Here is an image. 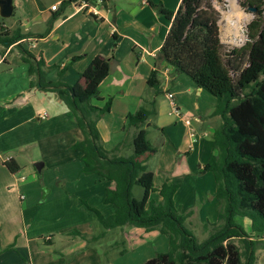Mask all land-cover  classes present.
I'll list each match as a JSON object with an SVG mask.
<instances>
[{
  "label": "crops",
  "instance_id": "crops-1",
  "mask_svg": "<svg viewBox=\"0 0 264 264\" xmlns=\"http://www.w3.org/2000/svg\"><path fill=\"white\" fill-rule=\"evenodd\" d=\"M85 1L96 15L69 3L52 11L50 7L56 0H12L9 22L0 21V28L10 37L23 36L7 48L0 47V264H142L169 248L168 238L156 230L123 226L104 231L94 227L96 216L84 203L103 216L112 215L115 207L106 204L104 198L114 184L97 175L81 173L79 154L70 150L81 139L75 119L55 93L30 86L35 78L27 74L28 64L21 60L18 44L43 60L46 67L56 66L47 71V81H56L57 71L66 67L61 81L68 85L78 81L95 57L113 59L110 74L98 87L100 100L92 102L102 108L110 100L109 111L97 122L102 145L108 151L123 141L126 132H133L126 116L151 101L153 91L147 79L158 68L156 80L162 96L156 98V118L144 128L147 139L152 129L159 140L146 161L154 188L149 200L159 203L158 189L166 182L176 183L179 188L173 199L181 214L189 213L187 227L193 231L198 220V227L208 233L205 224L217 221L219 203L213 174L199 173L213 153L212 137L220 124V118L213 115L216 99L184 75L171 81L170 69L164 63L156 65L171 23L153 5L161 4L176 12L181 0ZM167 92L173 94L172 101L167 99ZM47 110L54 112V117ZM43 113L45 119L63 123V130L54 136L61 141L57 144L60 149L72 154L68 153L67 166L60 169L66 175L58 174L56 188L52 182L41 198V188L48 189L46 182L34 179L33 168L21 167L20 160L26 153L30 163L41 159L40 149H45L43 142L50 136L33 138L30 128L24 126L34 119L45 120L39 117ZM67 128L71 140H65ZM128 149L121 148L117 154ZM10 160L19 167L15 174L5 166ZM35 207L38 210L32 212ZM74 230L87 238L101 233L102 237L87 242L69 232ZM89 243L103 246L105 256L116 253L120 259L99 263L97 248H90ZM119 246L127 249L120 251ZM80 255L85 258L75 261Z\"/></svg>",
  "mask_w": 264,
  "mask_h": 264
},
{
  "label": "trees",
  "instance_id": "trees-1",
  "mask_svg": "<svg viewBox=\"0 0 264 264\" xmlns=\"http://www.w3.org/2000/svg\"><path fill=\"white\" fill-rule=\"evenodd\" d=\"M213 1L181 0L176 12L153 5L171 23L156 65L164 63L170 69L171 81L184 75L213 96V115L220 118L212 137L213 153L199 171L213 174L219 203L217 221L205 224L208 236L201 242L185 224L189 213L181 214L175 206L178 184L164 183L158 189L161 201L149 200L154 188L146 161L155 149L143 127L157 116L156 98L161 94L156 80L158 68L147 79L153 91L151 101L126 116L133 132H126L123 141L108 151L102 145L97 122L109 111L110 100L102 108L92 102L100 100L98 87L110 74L113 59L95 57L78 81L68 85L61 81L66 67L57 71L56 81H47V71L56 66L46 67L43 60L16 45L21 60L28 64L27 74L35 78L30 86L55 93L73 114L81 139L70 149L79 154L81 173L114 184L104 198L106 204L115 207L112 215L103 216L84 203L102 230L132 226L147 232L156 230L168 238V251L155 253L142 264H255L256 241L252 235L264 239V0L239 1L244 9L254 8L255 17L246 26L245 45L228 53L220 39V14ZM22 38L14 34L10 37L0 28V47L7 48ZM132 146L130 155L117 154L119 149ZM5 166L13 174L19 171L13 160ZM237 218L249 221L248 230L236 222ZM69 232L87 242L102 237V233L87 238L75 230ZM235 240L242 243V248Z\"/></svg>",
  "mask_w": 264,
  "mask_h": 264
},
{
  "label": "rangeland",
  "instance_id": "rangeland-1",
  "mask_svg": "<svg viewBox=\"0 0 264 264\" xmlns=\"http://www.w3.org/2000/svg\"><path fill=\"white\" fill-rule=\"evenodd\" d=\"M239 1L240 0H235L239 10L238 9L232 10L230 8L229 0H220V2H218L217 0L213 1V6L215 7V9L220 14V20H219L220 39L224 45L225 53H228L229 51H231L233 49H239L245 45V43L247 41L246 26L255 17L254 12L249 11V7H247L248 9L242 8L240 6ZM240 15L242 16V19H241ZM1 20L5 21V22H9V19H1L0 18V21ZM159 96H162V95H159ZM37 104L39 106L42 105L40 102H38ZM64 107H66V109L69 111V113L73 117V114L67 108V106H64ZM48 112L49 111L47 110V113ZM49 115L54 117V112L52 114H50V112H49ZM59 119H61V117ZM62 124L59 121L54 123L53 121H50L49 118H47L45 120H40V121H37L36 119H34L31 124H26L24 126V129L30 128V132H31V135L33 138L40 139V138H45V137L50 136L47 140H44V142H43V143H45V145H44L45 149H40L39 154L41 156H39V155L38 156L41 159H37L35 161V163L34 162L30 163L32 160L28 156V154L26 153V157H24V159L20 160L21 167L22 166H24V167L30 166L33 168L32 169L33 170L32 177L34 179H37L39 181V183H41V180L46 182L48 189L47 188H41V198L46 196L49 188L51 189V183L52 182L56 188L57 185L55 183L57 181L58 174L60 175V177L66 175V174H64V170L62 171L60 169L67 166L66 161L69 159L68 153H71L72 150L71 149H70L71 151L70 150H61L60 146L57 145V144H60L59 142H61V141H58V139L55 138V136H54L55 133H58V132L63 130ZM66 126L68 127V125H66ZM143 128H145V126ZM148 131H149V136L147 139L148 143L151 146H156L157 142L159 141L157 136L154 134L152 129H149ZM65 133H66L65 140H71L72 135L69 132V128L66 129ZM52 143H54V146L55 145H57V146H55V147L53 146V148H51V145H53ZM141 147L142 148L145 147V144H142ZM130 151L133 152V146L130 147V149H128V151L126 153L122 152L120 154H121V156H125L124 154L128 155L130 153ZM31 153L32 152L29 153L30 156H31ZM28 160H31V161H28ZM37 164L41 165L40 169H38L36 167ZM42 168H43V171H42ZM135 191L137 193V191H139V189H136ZM52 196L54 197V193ZM38 202H42V200L40 201V199H39ZM34 209H35V211L38 210L37 207H35L32 209V212H35ZM55 212L56 211H49L50 214H54ZM196 222L197 223H194L196 229L193 228V232H194V235L197 237L198 241L201 242L208 236V233H206L202 228L198 227L201 224L200 221L196 220ZM236 222L238 224L242 225L246 230H248L249 221L247 219L237 218ZM95 223H97V221ZM94 227L95 228L97 227L96 229H102L98 225V223L95 224ZM134 228H137V227H134ZM252 239L256 241L255 264H264V239L262 237H260L259 235H256V234L252 235ZM235 243L240 248H242L241 242L235 240ZM88 246L90 248H94V247L97 248L95 250H96V253H99V255H100L99 256V263H115L117 260L120 259V256H118L116 253H111V255L109 257L105 256L106 251H105L103 246H101V248H99L94 243H89ZM121 248L123 250L126 247H123V246L120 247L119 246L118 250L121 251ZM77 255L78 254L74 255V258ZM83 258H85V256L80 255L79 258H77L75 261H79ZM65 259H67V258H65ZM97 262H98V260H97ZM89 263H91V262L89 261ZM124 263H126V262H124Z\"/></svg>",
  "mask_w": 264,
  "mask_h": 264
},
{
  "label": "built area",
  "instance_id": "built-area-1",
  "mask_svg": "<svg viewBox=\"0 0 264 264\" xmlns=\"http://www.w3.org/2000/svg\"><path fill=\"white\" fill-rule=\"evenodd\" d=\"M62 3H69V4H72V5H75L77 4V7L80 9H88L87 11L91 14H97L94 10H89V6L87 5V2L85 0H82V1H77V0H56V2L50 7V9L52 11H56L58 9V7L62 4ZM166 97L167 99L169 100H173V94L170 93V92H167L166 93ZM41 119H45L46 118V114H42L41 116H39ZM187 125H190V122L187 121L186 122Z\"/></svg>",
  "mask_w": 264,
  "mask_h": 264
},
{
  "label": "water",
  "instance_id": "water-1",
  "mask_svg": "<svg viewBox=\"0 0 264 264\" xmlns=\"http://www.w3.org/2000/svg\"><path fill=\"white\" fill-rule=\"evenodd\" d=\"M249 11H255L254 8H249ZM13 13L12 0H0V17L2 19H8ZM36 167L40 169L41 165L37 164Z\"/></svg>",
  "mask_w": 264,
  "mask_h": 264
},
{
  "label": "bare ground",
  "instance_id": "bare-ground-1",
  "mask_svg": "<svg viewBox=\"0 0 264 264\" xmlns=\"http://www.w3.org/2000/svg\"><path fill=\"white\" fill-rule=\"evenodd\" d=\"M229 2H230V8L232 9V10H234V9H238V6H237V4H236V2H235V0H229ZM239 10V9H238ZM240 12V11H239ZM231 16V15H230ZM241 16V15H240ZM237 19V18H236ZM239 19V18H238ZM241 19H242V16H241ZM229 25V24H228ZM239 26V25H238ZM229 28V27H228ZM238 29V28H237ZM229 31V30H228ZM234 32V31H233Z\"/></svg>",
  "mask_w": 264,
  "mask_h": 264
}]
</instances>
